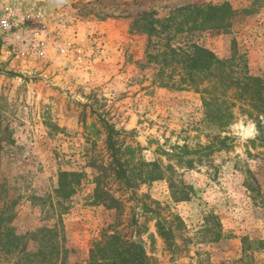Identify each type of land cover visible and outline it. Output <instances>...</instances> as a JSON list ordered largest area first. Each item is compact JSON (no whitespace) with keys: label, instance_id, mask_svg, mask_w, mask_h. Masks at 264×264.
<instances>
[{"label":"rangeland","instance_id":"rangeland-1","mask_svg":"<svg viewBox=\"0 0 264 264\" xmlns=\"http://www.w3.org/2000/svg\"><path fill=\"white\" fill-rule=\"evenodd\" d=\"M221 2L235 11L222 27L207 22L172 43L202 45L231 78H259L264 94V0H0V209L25 252L49 229L64 264H86L113 233L141 238L149 264H264V115L248 116L256 111L227 88L229 123L208 119V82L179 89L169 68L158 76L146 35L131 28L142 11L163 19ZM108 128L129 175L141 162L164 177L117 180ZM62 171L79 174L68 198L56 193ZM97 184L107 196L95 202ZM180 189L187 200L175 201Z\"/></svg>","mask_w":264,"mask_h":264},{"label":"trees","instance_id":"trees-1","mask_svg":"<svg viewBox=\"0 0 264 264\" xmlns=\"http://www.w3.org/2000/svg\"><path fill=\"white\" fill-rule=\"evenodd\" d=\"M234 13L235 11L227 2L188 4L174 9L163 19L157 18L156 13L152 10L142 11L137 13L131 22V28L134 31L146 35V60L158 67V76L169 68L170 78L174 77L175 74L178 75V80L171 82V84L179 89L194 88L200 90L202 82H208L209 89H204L208 93L204 103L207 108L206 116L221 127L227 125L232 118L229 105L223 98L227 88L234 90L233 99L250 105V108L256 111L253 114L249 109H242L248 116L258 119L259 116L264 115V94L260 79L248 75L231 78L230 72L233 71L227 70L225 67L229 64L216 58L207 48L195 42L189 44L183 42L181 45H174L172 41L177 36L200 30L207 22L222 27L225 17H231ZM177 18L179 19L177 20ZM112 131L111 128H108L106 142L117 180L126 187H130L134 183V180L132 181L135 178L134 175L140 182L154 181L164 177L157 164L141 162L134 163L140 166V171L133 176L129 175L125 166L127 162L120 161L118 157L119 147L115 145ZM125 149L131 157L133 153L131 148L126 146ZM130 160L133 158L131 157ZM78 183V173L59 172L57 196L68 198L75 192ZM1 186L2 184H0ZM172 195L175 201L187 200L189 197L188 192H184L182 189L176 192L172 190ZM106 196V192L97 184L94 190V201H103ZM108 197L110 200L106 206L111 208L116 200ZM12 217L11 215L4 217V212L0 209V253L5 259L3 264H24V262L28 264H33V262L36 264H64V257L59 255L58 244L52 241L55 233L49 229H40V234L43 230L46 231L47 238L43 241L42 237L45 235L40 236V244L36 252H25L21 237L15 234L9 225ZM158 229L162 237L169 240L167 231L164 228ZM260 245L264 247V241L260 242ZM15 252L18 255L22 253L17 256V259L11 261L10 259ZM33 257L36 261L33 260ZM86 264H149V262L141 238L136 237L128 240L113 233L103 235L99 241L92 245Z\"/></svg>","mask_w":264,"mask_h":264}]
</instances>
